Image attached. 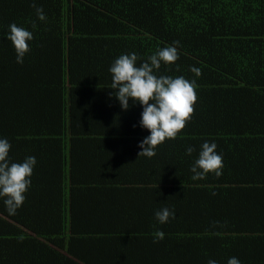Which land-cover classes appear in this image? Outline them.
I'll list each match as a JSON object with an SVG mask.
<instances>
[{"label":"trees","instance_id":"16d2710c","mask_svg":"<svg viewBox=\"0 0 264 264\" xmlns=\"http://www.w3.org/2000/svg\"><path fill=\"white\" fill-rule=\"evenodd\" d=\"M35 3L44 21L32 0H0V136L10 141L12 159L36 157L15 214L0 203V264H206L208 258L225 264L229 256L264 264V0ZM11 22L33 32L22 64L4 38ZM173 41L178 58L162 62L157 74L195 79L197 98L185 127L164 141L184 151L203 140L233 139L238 148L216 149L223 152L220 176L181 181L187 174L177 162L174 177L159 171L160 181L172 180L190 195L188 215L202 216L174 231L159 224L164 238L137 253L136 233L126 234L123 245L100 243L92 236L94 217L79 212L78 167L106 164L100 157L115 140L103 136L124 125L116 100L99 103L117 112L106 128L87 120V106L98 102H82L83 93L108 88V65L120 53L135 52L139 62ZM87 136L97 156L78 151Z\"/></svg>","mask_w":264,"mask_h":264},{"label":"crops","instance_id":"0c3cea01","mask_svg":"<svg viewBox=\"0 0 264 264\" xmlns=\"http://www.w3.org/2000/svg\"><path fill=\"white\" fill-rule=\"evenodd\" d=\"M91 73L94 74L92 71ZM111 91L112 89L106 88L95 89L94 94L83 93L82 102H98L87 106V120L100 121L106 128L107 120L113 119L117 112L109 104L103 105L101 108L98 106L100 102L103 104L104 102L117 101L114 96L113 100L110 99ZM129 104L130 107L127 110L121 109L120 106L117 107L121 111V120L116 122L124 123L122 129L109 131L103 136L115 140L108 148L106 156L100 157L107 160V163L93 164L92 162L91 166L78 167L76 176L79 184L76 187L78 190L76 196L80 203L79 212L87 217H94L92 222L96 223L97 227H92L95 230L92 236L95 240L104 243L106 239L107 243H112L111 245L114 243L123 245L128 243L126 234L136 233L137 238L136 241H133V245L137 253H140L153 244L152 234L159 225L153 216L155 209L166 205L175 212L174 217L161 224L164 231L182 229L191 223V220L195 221L202 215L197 217H193L192 214V217L188 215L190 209H186V207L190 195L186 194L182 186L174 185L172 180L160 181L158 179L160 170L164 172V175L169 170L172 174L171 177H174L177 162L184 166L185 174H187L181 181L190 180L189 165L196 156V152L188 155L185 151L176 148L172 142L164 141L156 146L155 154L152 157L138 156L140 151L138 141L148 134V130L141 128L138 124L141 112L139 103L133 104L129 100ZM80 117L82 121V115ZM129 124L138 129L133 132L127 131L130 130L129 126L126 128ZM92 138L94 137L87 136L81 142V145L77 147L80 153L97 156V151L89 147ZM215 142L217 150H223L225 153H237L238 147H235L233 139L226 144H221L220 140H215ZM181 155L187 156V158L183 159ZM93 168L96 169L93 171ZM125 248L128 250V246ZM154 248L152 246L149 251Z\"/></svg>","mask_w":264,"mask_h":264},{"label":"clouds","instance_id":"9594fccd","mask_svg":"<svg viewBox=\"0 0 264 264\" xmlns=\"http://www.w3.org/2000/svg\"><path fill=\"white\" fill-rule=\"evenodd\" d=\"M31 6L35 10L36 18L40 21L46 19L41 6L32 0ZM35 21L32 22L34 28ZM4 38L9 40L15 52V62L22 64L24 56L30 49L33 32L29 28L11 22L7 25ZM179 41H173L148 55L146 59L139 60L135 52H122L114 57L108 65L112 89L109 96H114L121 109L133 104L141 106L138 124L147 129L148 134L138 141L139 155L152 157L156 146L166 138H175L187 121L191 119L193 105L196 101L195 79H188L183 75L157 74L161 63L169 64L177 60ZM189 70L196 76L200 75V68L190 65ZM135 126V125H134ZM11 143L5 136H0V203L5 211L14 215L16 210L25 200V193L31 186V177L36 165L34 155H25L21 160H14L10 156ZM217 144L214 140H203L198 149L187 145L185 153L191 155L196 151V156L189 165L193 180L203 179L206 174L221 175L223 167L222 153L216 151ZM173 209L163 205L153 211V216L158 224L166 223L174 217ZM165 233L159 228L152 234L153 242L163 239ZM206 264H219V261L208 258ZM225 264H241L236 256L227 257Z\"/></svg>","mask_w":264,"mask_h":264}]
</instances>
